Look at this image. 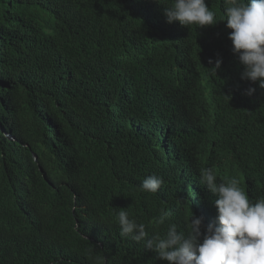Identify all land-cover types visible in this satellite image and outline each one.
I'll return each instance as SVG.
<instances>
[{"label":"trees","instance_id":"trees-1","mask_svg":"<svg viewBox=\"0 0 264 264\" xmlns=\"http://www.w3.org/2000/svg\"><path fill=\"white\" fill-rule=\"evenodd\" d=\"M169 3L0 0V264H167L116 215L150 237L191 212L214 224L205 167L264 199V89L240 79L226 21L169 24Z\"/></svg>","mask_w":264,"mask_h":264},{"label":"clouds","instance_id":"clouds-1","mask_svg":"<svg viewBox=\"0 0 264 264\" xmlns=\"http://www.w3.org/2000/svg\"><path fill=\"white\" fill-rule=\"evenodd\" d=\"M223 4L220 20L209 10L206 0H170L163 14L169 24L175 21L196 29L226 21V28L231 29V52L242 67L240 79L258 83L264 89V0H223ZM208 63L216 75L222 58L217 55ZM255 91L248 88L244 94L251 96ZM164 183L162 177L149 175L139 187L142 192L155 194ZM200 183L215 197L214 224L204 226L203 217L191 212L186 232L168 223L162 236L150 237L144 223L121 209L116 215L121 236L143 241L157 259L167 264H264V199L250 200L237 176L218 182L212 167L200 170ZM170 215L161 210L154 223L163 226Z\"/></svg>","mask_w":264,"mask_h":264}]
</instances>
